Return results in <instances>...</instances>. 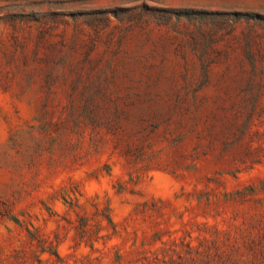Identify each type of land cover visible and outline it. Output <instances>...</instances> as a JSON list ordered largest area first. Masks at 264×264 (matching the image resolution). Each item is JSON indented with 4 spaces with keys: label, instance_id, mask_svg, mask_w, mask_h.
I'll return each instance as SVG.
<instances>
[{
    "label": "rangeland",
    "instance_id": "obj_1",
    "mask_svg": "<svg viewBox=\"0 0 264 264\" xmlns=\"http://www.w3.org/2000/svg\"><path fill=\"white\" fill-rule=\"evenodd\" d=\"M0 264H264V0H0Z\"/></svg>",
    "mask_w": 264,
    "mask_h": 264
}]
</instances>
